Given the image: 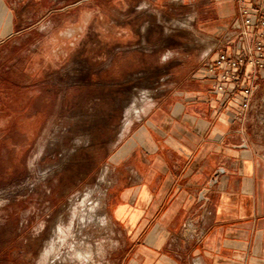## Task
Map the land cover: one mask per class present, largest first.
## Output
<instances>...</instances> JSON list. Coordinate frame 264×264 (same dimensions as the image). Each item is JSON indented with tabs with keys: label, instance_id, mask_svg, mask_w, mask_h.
Here are the masks:
<instances>
[{
	"label": "rangeland",
	"instance_id": "374dc122",
	"mask_svg": "<svg viewBox=\"0 0 264 264\" xmlns=\"http://www.w3.org/2000/svg\"><path fill=\"white\" fill-rule=\"evenodd\" d=\"M203 1L0 0V264H83L75 247L112 262L116 152L164 89L231 41V27L198 30ZM88 192L96 210L73 217Z\"/></svg>",
	"mask_w": 264,
	"mask_h": 264
},
{
	"label": "crops",
	"instance_id": "0c3cea01",
	"mask_svg": "<svg viewBox=\"0 0 264 264\" xmlns=\"http://www.w3.org/2000/svg\"><path fill=\"white\" fill-rule=\"evenodd\" d=\"M203 2L198 30H234L237 0ZM247 68L228 96L204 64L132 124L103 201L118 229L108 264H264V70L238 118Z\"/></svg>",
	"mask_w": 264,
	"mask_h": 264
},
{
	"label": "built area",
	"instance_id": "2783aa9c",
	"mask_svg": "<svg viewBox=\"0 0 264 264\" xmlns=\"http://www.w3.org/2000/svg\"><path fill=\"white\" fill-rule=\"evenodd\" d=\"M238 18L226 44H220L213 60L206 61V73L213 79V89L228 96L236 93L241 69L248 67L246 85L239 95L238 118L246 115L251 97L264 70V0H237ZM234 38V39H233ZM243 44L241 45V43Z\"/></svg>",
	"mask_w": 264,
	"mask_h": 264
},
{
	"label": "bare ground",
	"instance_id": "6f19581e",
	"mask_svg": "<svg viewBox=\"0 0 264 264\" xmlns=\"http://www.w3.org/2000/svg\"><path fill=\"white\" fill-rule=\"evenodd\" d=\"M138 109V108H137ZM130 112H131V109H130ZM140 112V110H139ZM129 113V112H128ZM129 115V114H128ZM127 120L125 121L126 124H129L130 122H132L131 120V115H129L127 118ZM128 126V125H127ZM103 179H105L103 177ZM101 188V187H100ZM91 197H94V196H90V192L86 193L85 196L83 197V200L82 202L79 204H77L74 208V211L72 212L73 213V217L74 216H78L80 217V219H85V215L88 213V212H93L96 210V207L97 205L99 204L98 201H91ZM99 198V197H98ZM94 198H92L93 200ZM101 204V203H100ZM76 218V217H75ZM71 219V218H70ZM78 219V218H77ZM71 224V223H70ZM74 226V225H73ZM59 230V229H58ZM60 230L64 233V230L62 227H60ZM69 231V229H68ZM72 230H70L71 232ZM75 231V230H74ZM73 233V231H72ZM67 237V235H65ZM74 236V235H73ZM64 238V237H63ZM72 239V238H71ZM90 244V243H89ZM91 246V244H90ZM51 248V247H50ZM53 249L55 247H52ZM51 248V249H52ZM95 250L92 249L91 247L88 248L87 250H83L82 248H77L75 247L74 248V256L75 258H78L80 260H82L83 264H92V262L94 261V257H95ZM50 253H48L49 255ZM46 255V254H45ZM47 256V255H46ZM95 263V262H94Z\"/></svg>",
	"mask_w": 264,
	"mask_h": 264
}]
</instances>
